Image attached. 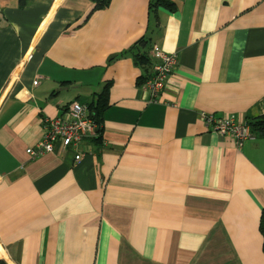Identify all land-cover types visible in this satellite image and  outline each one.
Instances as JSON below:
<instances>
[{
    "label": "crops",
    "instance_id": "0c3cea01",
    "mask_svg": "<svg viewBox=\"0 0 264 264\" xmlns=\"http://www.w3.org/2000/svg\"><path fill=\"white\" fill-rule=\"evenodd\" d=\"M151 1L0 0V263L264 264V138L199 116L264 117V0ZM153 48L177 56L156 100ZM106 83L98 144L26 155Z\"/></svg>",
    "mask_w": 264,
    "mask_h": 264
},
{
    "label": "built area",
    "instance_id": "2783aa9c",
    "mask_svg": "<svg viewBox=\"0 0 264 264\" xmlns=\"http://www.w3.org/2000/svg\"><path fill=\"white\" fill-rule=\"evenodd\" d=\"M151 59L153 63L148 76L140 86L149 94L151 100H156L176 66L177 56L153 48ZM199 116L208 130L219 136L230 138L237 147H241L243 142L253 139L246 122L237 120L234 116L216 118L205 112H201ZM95 129L96 125L89 116L87 106L71 102L66 106L64 114L61 116L43 120L40 140L33 147L27 148L25 153L33 160L52 153L56 146H61L64 149H76L85 139L95 137Z\"/></svg>",
    "mask_w": 264,
    "mask_h": 264
},
{
    "label": "trees",
    "instance_id": "16d2710c",
    "mask_svg": "<svg viewBox=\"0 0 264 264\" xmlns=\"http://www.w3.org/2000/svg\"><path fill=\"white\" fill-rule=\"evenodd\" d=\"M93 4L92 12L99 11L105 9L111 0H90ZM163 7L166 8L169 11H173L175 9L174 5L166 0H153L149 4V9L155 8V7ZM146 44L145 40L140 39L136 45L140 47H144ZM138 51V50H136ZM133 58L136 59V61L141 65H145L148 63V58L146 57L145 53H133ZM148 76V74H147ZM141 77L139 79V84L143 82V80L147 77ZM110 83H106L102 86L101 91L96 94L94 97V102L89 103L87 106L89 110V116L93 120L94 124L96 125L95 129V137L91 140L94 143H99L101 141V135H102V115L105 111V109L108 106L107 102V95H108V89H109ZM246 124L249 126L251 133H254L257 137L264 138V117L263 118H254V119H247ZM258 230L262 237V251L264 253V208L260 212L259 217V224H258ZM3 264V263H0Z\"/></svg>",
    "mask_w": 264,
    "mask_h": 264
}]
</instances>
